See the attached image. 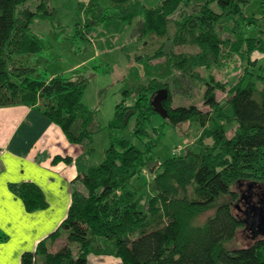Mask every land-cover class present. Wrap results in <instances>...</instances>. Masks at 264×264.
Wrapping results in <instances>:
<instances>
[{
  "label": "trees",
  "instance_id": "1",
  "mask_svg": "<svg viewBox=\"0 0 264 264\" xmlns=\"http://www.w3.org/2000/svg\"><path fill=\"white\" fill-rule=\"evenodd\" d=\"M29 1L0 0V108L36 107L70 143L85 147L89 154L95 135L103 129L96 112L83 102L89 76L73 72L37 77L32 57L42 51L43 43L30 27L37 17L52 18L54 12L48 7L51 0H40L35 11L22 7ZM111 1L121 20L140 19L139 37L146 52L136 61L143 64L148 79L125 91L126 98L133 94L136 99L131 106L117 105L108 128L124 131L132 120L135 126L131 135L113 138L105 160L79 176L84 191L73 189L62 224L34 252H25L21 264H88L90 254L114 255L123 264H264L263 236H254L245 247H227L242 229L249 230L245 212L264 203L257 194H246L264 186V0H163L152 8L137 0ZM251 4L259 9L248 14L245 8ZM84 9L87 29L76 27V35L88 41L89 31L102 23L107 11L98 0H89ZM187 44L197 51L187 55L172 50ZM256 53L263 59L255 58ZM236 56L244 61V71L235 84L214 85L213 75L207 80L209 111L196 104L172 106L170 84L185 90L186 78L198 76L197 68L209 71ZM162 58L164 63H152ZM161 89L168 90L163 101L168 117L162 125L199 123L200 151L174 152L151 180L137 187L135 180H141L143 170L154 163L150 154L159 137L152 139L150 131L161 135V126L156 130L152 124L159 114L151 104ZM217 90L226 93L223 102L216 101ZM223 120L237 123L233 135L227 134ZM135 139L145 140L146 150L134 145ZM11 189L29 211L47 206L34 183L12 184ZM245 197L251 198L249 204ZM211 208L214 213L200 221ZM63 233L66 243L53 251Z\"/></svg>",
  "mask_w": 264,
  "mask_h": 264
},
{
  "label": "rangeland",
  "instance_id": "2",
  "mask_svg": "<svg viewBox=\"0 0 264 264\" xmlns=\"http://www.w3.org/2000/svg\"><path fill=\"white\" fill-rule=\"evenodd\" d=\"M137 1L152 8L163 0ZM88 2L89 0H51L48 3V7L54 12L53 17H37L30 28L31 33L38 36L43 43L42 51L32 57V62L36 64L37 77L39 79H50L57 75H70L73 72H80L89 76L83 102L90 110L96 112L97 122L103 127L102 131L95 135L91 144V151L87 154V162L89 163L87 164L89 166L99 165L105 160L106 151L110 148L113 138L131 135L135 126L134 120L130 122L124 131L118 132L109 129L108 124L114 119L116 107L119 103L122 104L124 102L126 106L133 105L136 97L133 94H129L128 98H126L125 91L132 89L134 85L144 84L148 77L145 76L143 64L136 61L137 56L145 55L146 52L143 47V40L139 37L141 29L140 19L134 20L132 23L125 22L114 14L115 10L111 7V0H98L100 6L104 10L106 9L107 12L104 13L102 23L89 31V40L85 41L76 35V27L80 31L87 29L84 23L87 21V11L85 12L84 8ZM39 3L40 0H31L22 7H29L35 11ZM258 9L251 4L245 8V11L250 14L252 11L257 12ZM89 11L92 14L94 13L91 9ZM111 14H113L112 17H110ZM89 18L91 19V15ZM224 34L227 36V30ZM173 48L172 50L178 54L192 55L197 51L196 47H192L190 44L178 45ZM254 57L261 59L262 55L256 53ZM165 61L166 58H162L152 63H164ZM263 63L264 61L261 64ZM243 65L244 61L239 56H236L233 60L216 65L209 71L203 67L197 68L195 72L198 73V76L186 78L187 85L185 90L175 89L174 86L176 84L169 85L173 96L172 106L196 104L202 110L209 111L210 107L205 104V94L211 75L214 78V82H211L212 84L217 85L219 81L229 82L228 88H230L243 74ZM175 73L179 74V72ZM215 94L218 102H223L227 98L226 93L222 90H217ZM227 111L230 112L231 109L228 108ZM164 123V118L161 115L154 116L152 119V124L154 128H157L156 130L161 126L159 129L161 135L156 136L153 134L152 131L155 129L150 131L152 139L154 138L155 140L156 137H159L150 154L154 163L150 165L151 170L147 168L143 170L141 180H138V182L135 180L134 183H136L135 186L137 187L140 186L138 184L144 183L148 178L151 180L158 166L165 159L172 156L174 152L184 154L189 149L200 151L199 138L202 129L199 123H185L179 127L162 125ZM220 123L225 126L229 136L236 131L237 123H227L225 120L220 121ZM133 143L140 149L146 150L145 140L135 139ZM206 143H212V139H206ZM74 189L84 191L82 179L78 181ZM256 191L260 192L261 190ZM243 208L244 203H238L239 211L244 210ZM214 211L215 208H211L204 212L200 216V221H205ZM252 238L250 230L242 229L233 242L227 244V247L230 249L245 247L251 244ZM100 240L99 243L102 242V239ZM63 243H66L65 233L56 241L53 250L61 249ZM72 248L74 254L78 255L77 245L73 244ZM87 260L93 262L91 254L87 256Z\"/></svg>",
  "mask_w": 264,
  "mask_h": 264
},
{
  "label": "crops",
  "instance_id": "3",
  "mask_svg": "<svg viewBox=\"0 0 264 264\" xmlns=\"http://www.w3.org/2000/svg\"><path fill=\"white\" fill-rule=\"evenodd\" d=\"M87 159V149L70 143L36 107L0 108V264H21L25 252H34L59 228L79 176L90 166ZM23 182L42 190L45 208L27 209L11 189ZM91 260L88 264H123L114 255L91 254Z\"/></svg>",
  "mask_w": 264,
  "mask_h": 264
},
{
  "label": "water",
  "instance_id": "4",
  "mask_svg": "<svg viewBox=\"0 0 264 264\" xmlns=\"http://www.w3.org/2000/svg\"><path fill=\"white\" fill-rule=\"evenodd\" d=\"M168 97V90L162 89L158 92V94L154 97L152 100V106L154 110L162 116V118L168 117L167 109L163 105V101L167 99ZM264 205V204H263ZM252 212H254V218L256 221H258L259 225L261 226V231L255 234V236H263L264 237V206H261L259 208L252 207Z\"/></svg>",
  "mask_w": 264,
  "mask_h": 264
},
{
  "label": "flooded vegetation",
  "instance_id": "5",
  "mask_svg": "<svg viewBox=\"0 0 264 264\" xmlns=\"http://www.w3.org/2000/svg\"><path fill=\"white\" fill-rule=\"evenodd\" d=\"M258 190H261V191L258 192V191H253L252 189H250V192L246 193V194H257L258 197L262 198L261 202H264V186L259 187ZM251 198L254 201L252 196H251ZM251 198L245 197L244 200H245V202H247V204H249ZM262 206H264V205H262ZM251 210H252V208L249 211L245 212V214L247 215V218L249 220L248 221V223H249V227L248 228H249V230L252 233V237H254L255 234L258 233L259 231H261L262 228L259 225L258 221H256L255 218L253 217L254 216V212H252Z\"/></svg>",
  "mask_w": 264,
  "mask_h": 264
}]
</instances>
